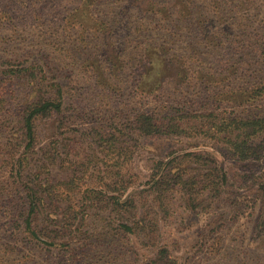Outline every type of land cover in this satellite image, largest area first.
I'll use <instances>...</instances> for the list:
<instances>
[{"label":"rangeland","instance_id":"1","mask_svg":"<svg viewBox=\"0 0 264 264\" xmlns=\"http://www.w3.org/2000/svg\"><path fill=\"white\" fill-rule=\"evenodd\" d=\"M165 1H172L175 20L151 19L137 8L126 13V0L99 3L97 14L109 23L110 44L118 52L108 51L109 62L122 66L110 77L101 69L109 42L95 34L83 36L75 23V9L84 0H0V58L49 64L64 86V114L38 123L40 144L31 180L53 186V193H46L47 200L52 198L46 215L70 222L64 230L84 239L77 238L72 247L69 241L46 247L26 238L25 181L16 169L25 152L19 122L23 103L16 91L0 111V264H153L162 250L178 264H264V132L252 137L261 156L246 161L207 136L138 142L137 136L111 141L106 133L131 124L136 112L161 119L175 114L164 111L171 106L264 118V97L252 103L238 97L235 105L225 101L218 69L226 61L230 71L241 70L228 90L244 92L264 83V0H215L208 11L216 25L206 24L208 31L200 24L208 19L191 0H183L186 10L179 1ZM218 2L223 11H216ZM179 11H188L187 20L177 19ZM211 32L213 38L206 37ZM154 49L167 53L176 80L188 71L190 89L180 86L162 94L138 89L149 54L159 52ZM203 77L206 81L199 80ZM177 121L184 123L179 116ZM53 148L59 155L56 164L45 155ZM194 152L198 156L190 155ZM158 164L172 185L169 190L154 183ZM120 176L129 186L121 202L133 200L129 212L94 206L93 190H106L104 183ZM73 179L77 186L69 190L65 183ZM122 224L133 232L121 230Z\"/></svg>","mask_w":264,"mask_h":264},{"label":"trees","instance_id":"2","mask_svg":"<svg viewBox=\"0 0 264 264\" xmlns=\"http://www.w3.org/2000/svg\"><path fill=\"white\" fill-rule=\"evenodd\" d=\"M102 0H84V4L76 8V14H74L75 23L81 27L82 35L89 36L90 34H95L96 37L101 36L104 42H109L105 45L104 52H106V57L102 56L103 72L110 73V77L116 76L120 68H114L109 62L108 51L111 50V55L116 54V45L110 44L112 40L111 28L109 23L103 20L97 14V6ZM128 8L132 10L137 8L139 12L144 14H150L151 19L156 17L159 20H175L173 12L174 6H171L172 1L161 2V0H126ZM179 1L183 6V10L188 8L184 4L183 0ZM195 5L199 6V10H203L202 16L206 17L208 22H201L206 31L208 27L206 24L210 23L211 26H215L216 23L213 18H211L210 12L208 11L209 4L213 5L215 0H191ZM170 2V5L168 4ZM179 4V5H180ZM202 5H205L202 7ZM219 2L217 3L216 11L221 10ZM205 10V11H204ZM189 11V10H188ZM188 11L185 13L179 11L177 19L187 20L185 14L188 15ZM216 15V14H214ZM69 19V18H68ZM70 23L72 19L68 20ZM200 21V20H199ZM74 24V23H73ZM76 25V24H75ZM212 33V32H211ZM220 35V34H219ZM206 37L213 38V33ZM224 36L220 35V44H224L222 40ZM87 39V38H85ZM152 50V49H151ZM159 52H154L155 56L151 55V62L146 66V73L143 74V78L139 79L138 89L143 93H158L162 94L165 91H179L180 86L182 88L189 89L193 86L188 81L190 79L188 71L182 70V77L175 79L174 69H171L166 59V52L164 50L154 49ZM152 53V52H151ZM118 54V52H117ZM148 56V57H149ZM154 57H157L154 59ZM107 58V60H106ZM104 60V61H103ZM106 61V62H105ZM124 63L123 61H119ZM232 67L225 61L223 66H219V76L223 82L224 90L220 92L222 96H225V101L230 104H237L238 97H243L245 103L257 102L264 97V83L258 86L252 87L250 90L241 92L240 88L233 90H228L229 81L231 79L236 80L240 77V68H234L230 71ZM124 69V68H123ZM211 79V78H209ZM182 80V81H181ZM200 81H206L203 77L199 78ZM178 81V82H176ZM18 91L21 95L23 108L20 112L19 122L21 123V140L22 148L25 152L21 155L20 164L16 167L18 174L21 175V180L25 183L24 195L26 204L28 206V213L25 217L23 224H26V231L28 235L27 239L35 241L39 244H43L46 247H52L60 241H69L68 246L72 247L76 242L77 238L80 242L81 234L77 236L72 230H64L69 228V224H65L62 221L56 220L46 215L51 206L52 198H46V193L50 196L53 193V186L51 184L41 185L37 183L32 177V172L35 164V155H37L36 147L39 143L38 134V123L50 119L56 115L64 114L65 105V90L62 82L59 80V76L54 74L53 69L49 64L28 61H21L20 58L13 59L11 57L3 60L0 58V111L6 108L11 100L13 93ZM219 94V95H220ZM197 104V102H196ZM207 109V108H204ZM166 112H175V114H166L163 118H159L157 115L150 112H136L128 122L131 124L126 125L123 128H116L115 132H106L111 135V141H119L120 137L123 138H133L137 136V141L147 138H166V137H180L185 136L188 138L199 136V137H209L216 139L219 144L224 145L225 149L238 160L246 161L248 159H257L261 156L262 148L260 146H255L252 144V137L256 134L264 132V118H248L242 119L241 117H233L228 115V113L222 114L220 111H212L210 113H196L191 111H186L184 108H175L173 106L164 108ZM210 111V110H208ZM179 118L184 123L177 121ZM65 116H63L64 119ZM60 120L62 125H64V120ZM198 120L197 123L192 125L187 122L192 120ZM187 121V122H186ZM200 122V123H199ZM188 124V126H186ZM189 129V130H188ZM124 140V139H123ZM125 142H127L125 140ZM118 146L114 143V147ZM55 148H53L54 150ZM52 149L49 150L46 155V160L50 161L51 164H56L59 158L57 152ZM193 157L198 156V153L194 152L190 154ZM155 169V184L159 188L164 190L171 189L172 185L170 181L163 179L165 176L161 175V170L164 169L161 164H158ZM35 174L38 178L41 167ZM44 168L47 169V164H44ZM25 180H24V179ZM176 183L180 184L182 182V177L177 176L175 180ZM77 184L74 179L66 182L65 187L69 190H74ZM104 186L106 190L101 189L100 191L93 190V205L99 209L109 210L112 209L114 212L119 214H125L129 212L130 206L133 207V200L127 198L125 202L122 201V195L128 189V183L120 176L117 180H112L110 183L105 182ZM118 194H115V193ZM110 193V194H109ZM106 196H109L107 198ZM103 205V206H102ZM264 223V213L261 215ZM39 218V220H38ZM75 228V227H73ZM121 230L133 232V229L128 225H120ZM138 228V226H137ZM70 236V237H68ZM50 249V248H49ZM153 264H178L177 260L174 259L168 250H162L156 256Z\"/></svg>","mask_w":264,"mask_h":264}]
</instances>
